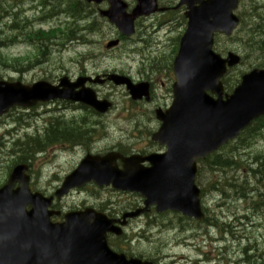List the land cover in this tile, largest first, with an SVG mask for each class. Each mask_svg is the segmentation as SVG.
<instances>
[{
	"label": "water",
	"instance_id": "water-1",
	"mask_svg": "<svg viewBox=\"0 0 264 264\" xmlns=\"http://www.w3.org/2000/svg\"><path fill=\"white\" fill-rule=\"evenodd\" d=\"M85 1L99 4L103 0ZM106 1L110 9L101 16L108 17L125 36L133 32L135 18L150 13L149 0H137L131 16L125 15L126 6L120 0ZM182 4L189 10L185 14L188 24L174 61L173 103L165 114L157 113L162 125L152 138L167 147L166 154L144 159L151 164L149 169H143L139 164L134 166L133 163H142V158L124 160L115 154L104 158L87 157L66 179L57 197L71 188L93 182L99 187L139 192L146 199L144 210L156 205L158 212L175 210L189 218L202 219L197 200L199 192L193 184L195 161L235 138L253 119L264 115V70L244 76L241 85L223 101L219 80L226 65L235 66L239 59L229 54L226 60H221L215 55L211 51L212 36L216 31L229 35L235 28L237 19L231 11L237 0H182ZM116 44L110 43L108 48ZM112 81L116 85L124 84L132 100L148 99L145 86H132L123 78H112ZM82 86V83L69 84L66 79H62L57 87L43 82L28 87L0 81V115L14 106L30 108L38 102L55 99L79 102L98 113L106 112L109 104L98 102L89 89L74 92ZM207 91L217 99L207 96ZM117 158L123 163L121 171L115 166ZM25 169V166L14 168L7 184L0 189V233L11 236L8 241L11 247L0 248V264L124 263L101 253L91 259L90 254L81 252L73 241V235L78 239L88 237L89 242L98 243L100 247L102 229L98 226L103 225V219L94 225L80 224L82 214H70L64 217V224H50L52 213L47 211L50 199L29 194ZM17 182L19 188L12 191ZM27 205L32 206L29 212L25 210Z\"/></svg>",
	"mask_w": 264,
	"mask_h": 264
},
{
	"label": "rangeland",
	"instance_id": "rangeland-1",
	"mask_svg": "<svg viewBox=\"0 0 264 264\" xmlns=\"http://www.w3.org/2000/svg\"><path fill=\"white\" fill-rule=\"evenodd\" d=\"M129 7H132L134 0H123ZM167 2V1H166ZM264 0H245L240 9V13L243 9L247 10V17L245 18L244 26L242 29L233 34L232 41L223 40L218 38L217 44L214 46V50L218 53L225 54L228 51L235 52L240 56H244L249 48V41L246 40L247 33H254L253 39H257L258 36L255 34V25H264V15L259 18L256 13H263L262 10H256V5L262 6ZM32 5L28 1L22 2L21 0H0V23H3L5 19V13H13L19 10H23L24 15L29 21H33L38 18V10L33 11ZM104 7V6H102ZM255 7V8H253ZM95 10L98 7L94 8ZM48 10H45V13ZM92 13H94L92 11ZM89 17L95 19L93 14H88ZM173 19L174 23H178L177 32L181 30L183 26V21L181 19V13H169L165 16L155 17L153 19L147 20L145 24H153L163 19ZM3 20V22H2ZM166 23V22H162ZM54 23L50 21L49 24H44L42 27L44 29L50 28ZM143 21L140 20L136 23V33L133 37L120 43L119 47L112 51H105L104 45L109 39H114L117 37V32L115 29L104 23L100 24L99 31L90 37L93 44L74 48L70 46L65 52L58 51L56 48L51 49L49 56L43 63H37L33 58L30 61V65H25L21 70L30 69L26 74L22 75V83L31 84L38 81H48L56 82L60 76H67L70 79H74L78 76H92L103 75L105 73H117L119 75L130 77L133 82H140L142 80V71L145 70L148 65H154L162 67L171 64L172 58L174 56V46L175 39H171L162 47H158L155 50L160 51L161 55L157 52L153 53L152 48V38L147 43L142 44V37L145 34L146 28L142 26ZM17 27L21 28L24 26V21L16 22ZM29 29V28H28ZM4 33H8V28L4 25L2 26ZM158 30V28H157ZM156 30V32H157ZM150 29H148V32ZM157 35V34H156ZM162 35V32L160 33ZM152 53L150 55L145 54ZM31 48H28L24 42L19 41L15 46L4 51V54L10 58L23 57L27 54H32ZM257 53L248 55L245 58L244 65L242 69L234 70L230 73L231 78L238 79L239 72L244 71L249 66V63L256 61ZM164 56V57H163ZM157 57V58H156ZM162 58V59H161ZM258 61V60H257ZM2 67V65H0ZM0 67V77L4 80H8L10 76L17 77L19 75H13L10 70H3ZM169 68V66H168ZM167 68V69H168ZM246 70L245 72H248ZM153 97L152 102H133L136 105H132V101L129 99L127 92L124 88H117L111 84H104L103 86L93 85L95 92L97 93L99 99H106L113 104L112 109L105 115L94 117L92 123H98L99 131L96 136V142L92 148L93 152L96 153H106L112 148H126L130 150L133 154L135 152L152 150L157 151L158 148L149 144L150 136L148 132L154 133L158 128V122L155 121L153 111L156 106H167L169 102V97L171 99V83L169 84V78L167 75L163 79H157L153 77ZM131 101V102H130ZM24 113H28L31 117L30 121H25L27 116ZM37 115V117H35ZM48 116H61L68 120L72 117L81 116L87 117L85 110L78 108L77 106L62 105L59 103H53L49 105H43L37 107L34 111L25 112L20 109H12L4 117L0 118V131L4 126H12V122L19 121L20 123H33V120H37V125L30 126L28 129V134L35 133V130L41 129L43 131L46 127L48 121ZM89 119L86 118V121ZM19 136H23L20 133ZM231 146L225 147L221 150L222 155L229 154ZM7 150L4 149V153H0V179L7 178L6 174V159L5 155ZM83 152L81 150L76 151L75 154H61L58 153L55 157L50 153H45L40 156L36 163L33 165L34 170L43 169V180L41 183L36 184L37 189H41L45 194H50L58 186V179L53 177L50 178V174L57 169L56 176L63 177L68 174L81 160ZM262 154L264 158V137L263 140H258L257 142H252L245 148L239 150L235 149L232 154L235 156V165H232L226 169L225 172L215 174L216 177L212 182L216 183V189L210 191L207 184L208 179L213 176V172L207 168L204 174L201 176L198 186L201 189H205V194L201 197V205L205 209V216L207 219L211 220L214 217H219L224 219V221H231V231L229 235H221L219 231L217 232L212 227H206L204 223L197 224L192 222L179 221V219L174 215H165L162 220L161 230H151L146 233L148 237H151L148 241H142L140 244V250L142 251V256H156L160 251L161 257H174L180 263L185 264L188 262L193 263L195 259L194 255L191 253L192 248H185L178 244V241L184 240L190 235L197 234L198 239L196 251L199 253V249L206 252V261H211L212 264H258L260 259V254L264 251V219L261 215H257L253 220L255 225H251L249 219L252 217L253 212L248 213L245 220H242L245 224L239 223V218L243 214H247L246 209H250L251 203L254 199H251L245 206L240 202H233L229 204L226 201V196H220L223 194L225 188V183L237 182L243 184L241 180L242 177L246 176L248 172L246 170L254 169L257 170L258 167L253 165L254 162L250 163L255 155ZM230 155V154H229ZM251 157V158H249ZM53 158V159H52ZM241 165L240 171H235L237 166ZM208 172V173H207ZM50 178V180H49ZM247 178V176H246ZM45 181L50 183H44ZM1 182V181H0ZM250 182L253 183L252 180ZM93 187V186H92ZM92 187H87L88 196L99 197L103 202H110L114 207L118 205L119 208H131L136 205H140L141 201L137 196L121 194L112 192L108 189H95ZM85 190V191H86ZM264 190V189H262ZM86 194V193H85ZM85 196V195H84ZM83 196V197H84ZM79 195V198H83ZM55 204L61 205L64 209L74 208L73 205H78V202L68 199L63 202H56ZM156 215V214H154ZM210 215V216H209ZM264 215V213L262 214ZM236 219L234 220V217ZM221 221V220H220ZM135 222L131 223L132 228H139L142 225V229H146V226H151L152 222L149 220H142V223L136 225ZM166 224V225H165ZM228 224V222H227ZM175 225L176 229L169 228L166 226ZM166 227V228H164ZM186 228L187 233L181 234L180 228ZM228 230V228H226ZM226 233V230L225 232ZM223 233V234H224ZM143 239L146 240L147 237L142 235ZM221 241V242H220ZM213 242H219V244H213ZM191 244V243H189ZM252 250V254L249 253V249ZM135 256H141V253L135 254ZM244 253V254H243ZM251 254V255H248ZM191 257V258H190ZM248 257V259L246 258ZM174 263V262H173ZM175 264V263H174ZM198 264V263H193Z\"/></svg>",
	"mask_w": 264,
	"mask_h": 264
},
{
	"label": "trees",
	"instance_id": "trees-1",
	"mask_svg": "<svg viewBox=\"0 0 264 264\" xmlns=\"http://www.w3.org/2000/svg\"><path fill=\"white\" fill-rule=\"evenodd\" d=\"M36 3L40 4L42 7H45L46 14H48V18L52 17H58L59 15H63L67 19V31L69 35H73L78 30L79 26L83 24L84 21L87 20L88 16L87 13H89V6L86 5L83 0H35ZM17 15H13V19L11 20V23L13 21L17 20ZM242 24H244V21L242 20ZM5 25V24H4ZM69 26V28H68ZM257 29H260L258 31V38L253 39L254 34H248L246 37V40L249 41V55L253 53H257L259 55L258 63H256L257 67H263L264 66V25L257 24L255 25ZM73 28V29H72ZM62 31L56 30V31H41L35 30V31H28L26 29V25H24L21 28L15 27V25L11 24L9 27L8 37L1 36L0 32V64L4 67L13 66V63H17L18 60L15 59H9L6 54H4V50L6 48H9V45L12 46L13 43L20 40L22 42H27L28 44L31 43V45L34 48V55L35 60H40L41 58H45L49 56L51 49L56 48L59 50L62 49L66 43V41H61ZM69 40V39H67ZM30 58L27 59H21L17 64L20 66L23 62L29 61ZM30 62V61H29ZM228 90L230 88H227ZM263 120H259L255 122L250 128H248L244 132V136L246 138H256L260 134V129L264 128V123H262ZM64 130V131H63ZM62 132H65L66 138L64 139L62 137ZM87 130L83 127H76L73 124L72 125H64L61 126L60 124H50V126L45 130L43 136H36L34 138H29L25 142L16 143V153L12 157L13 163L8 168H11L12 166L16 164H25V163H31L34 159V154L37 152H41L45 150L47 147L52 146L53 144L57 143H84L87 139ZM243 135V134H242ZM242 137V136H241ZM241 138H239V142L241 143ZM231 154V152H229ZM227 155L222 156L219 154L212 155L208 157L205 160L206 166L214 172H220L224 171V169L235 165L233 162V157ZM257 162V171L252 172V176L254 178H258L261 180H264V158L261 156H258L256 159ZM239 168V166H238ZM229 186V189H224L222 196H226L227 193L237 194L235 191L236 185L235 183H231ZM264 189V183L263 185L258 189L259 192H262ZM223 190V189H220ZM233 196V195H232ZM247 217L246 214H243L241 218H239L238 221L242 225L245 223L242 222V220H245ZM258 264H264V259L260 260Z\"/></svg>",
	"mask_w": 264,
	"mask_h": 264
},
{
	"label": "bare ground",
	"instance_id": "bare-ground-1",
	"mask_svg": "<svg viewBox=\"0 0 264 264\" xmlns=\"http://www.w3.org/2000/svg\"><path fill=\"white\" fill-rule=\"evenodd\" d=\"M7 143H1L0 144V153H4V149H6ZM13 152V150L11 151ZM262 157V156H261ZM248 216V214H246ZM196 239V238H195ZM199 248V247H198ZM262 255V254H261ZM139 257V256H138ZM200 261L199 253L195 249V259H193V263H198Z\"/></svg>",
	"mask_w": 264,
	"mask_h": 264
},
{
	"label": "flooded vegetation",
	"instance_id": "flooded-vegetation-1",
	"mask_svg": "<svg viewBox=\"0 0 264 264\" xmlns=\"http://www.w3.org/2000/svg\"><path fill=\"white\" fill-rule=\"evenodd\" d=\"M149 83V82H148ZM149 86H150V89H151V87H153L152 85H151V83H149Z\"/></svg>",
	"mask_w": 264,
	"mask_h": 264
}]
</instances>
